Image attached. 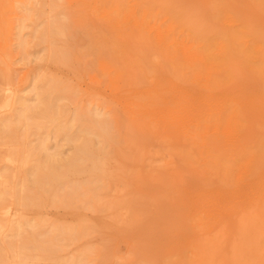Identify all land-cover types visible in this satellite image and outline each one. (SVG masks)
<instances>
[{"label":"rangeland","instance_id":"rangeland-1","mask_svg":"<svg viewBox=\"0 0 264 264\" xmlns=\"http://www.w3.org/2000/svg\"><path fill=\"white\" fill-rule=\"evenodd\" d=\"M87 1L90 5L89 7H87ZM136 1L138 0H135L134 3H137ZM233 1L234 0L230 1L231 3H229V1L224 0L223 2H226L228 5L230 4L229 6L232 4L233 7H231L234 8V11L237 9L242 11L243 9H246L247 5L244 3V1H241L243 5L241 4L240 0H238V2L237 0L234 2ZM91 2L92 0H0V127L1 124L15 120L14 123L8 126L6 131L3 132L0 129V264H72L74 262L77 264H258V262H260V264H264V249H256L254 248V244L250 247L249 244L251 245L253 243L251 239H248L250 242H246L244 244L245 238H248V236L250 237L251 235V222H248L249 220L245 222L241 221L245 223V226H243V223L239 222L240 218L242 220L244 218L245 220V216L242 217L240 213L244 212L245 214L247 209L252 211L248 210V214H245L247 216L246 218H251L252 214H250L249 217L248 215L249 213L253 212V217H255V219L257 218L256 222L258 224H260V220H263L261 215L263 214L262 216H264V208H262L263 210L261 208L259 210L260 206H254V204L251 206V204H248L247 202V187H245V181L248 177L244 178V180H246H242L243 182L237 180L239 177H245L246 173L244 171H236L239 173H236V177H233L235 173L229 174V176H225L221 173L219 175L203 174L205 177L208 176V178H206L208 181H204L205 177L204 179L202 178L203 180L201 179V176L203 177L201 174V168L203 165L198 163L200 161L199 159V161L197 160L198 162H195V164L197 163L196 165H190L195 166L194 169L198 165H201V168L197 167V170L200 172L196 170L195 172L190 168L192 173H188L187 171L190 170L187 169L188 165L186 166V163H184V161L181 159L180 151L182 149V151L188 152L191 150V148L188 147L189 144L185 147H182L181 142L183 141V138L180 139L179 144H181V146L177 143V139L179 138L176 137H182L181 135H176L177 132L182 134V130L180 129L179 130L181 132L178 129L176 130V128L173 130L169 128L170 131L169 129H166L168 131H165V129H158L157 132H155L156 128L143 131L145 133L148 131V133L154 132L156 134L160 133V131L167 132L169 133L170 137H172L171 135H174V137L167 140L170 141L171 139L173 140V138H175V143H177L180 147L174 146L173 148V146L171 147L169 145L168 150V145L166 144L167 140H163L159 135H151L153 140L150 141L149 139L151 137H149V139H147L148 145H145L147 144L146 141H143V143L146 142L143 144L144 147L141 145L143 147V149L141 147L140 150L142 153L144 152V149L146 150L149 146L150 150L147 149V156L143 157L142 160L136 164L140 171L138 174H131V162L127 163L122 159L121 163L124 167L126 166L124 169L126 170L127 166H129L127 168L129 172L126 171L125 175L110 174V178L108 177L109 174H101L100 176V178L102 177L105 179L106 186H104V188L106 189H103V186H101L97 192L101 193L102 195L104 194V200L107 201V199H111V204L115 200L112 198H120L119 201L121 202V199L123 200L124 197L128 199V193H138L136 194L137 197L140 195H147L148 197H146L148 199H150L149 196L152 198L154 197V199L156 198L157 200H153L157 203V205H152V200L150 202L148 201L149 204L147 203V205L140 204L143 205V207L138 206L136 203L142 200L144 201V199H140L139 201L135 200V202H133L132 194L130 195L131 203L128 204V206H131L132 209H130L129 212L128 210H125L127 206L124 207L125 209L121 208L123 205L120 206V203L117 202L116 203L119 206L117 207L116 203L114 202V205L116 206L115 208H111L113 204L111 207L109 206L110 208H104V206L100 207L101 203L104 204V200L102 199L101 201L103 202H101L100 199L96 198L98 196L99 198H102V195L99 193H96L94 197L99 202H101L98 207V203H96L95 206V204H80L77 202L66 206L59 200L56 202L51 201L54 199L51 197H53L55 193L57 194L56 198L58 199H62L63 196L66 197L68 192L67 186L73 183L79 184L80 182H84L88 178V174H67L63 179L66 177L67 178L65 180L61 179V184L56 185V188L54 187L48 193L43 192L45 189H47V185L45 184L46 179H43L42 177L41 180V174L37 173L40 169L38 165L42 167V165L45 164V161H47L46 158L49 154L57 153V156L54 158L56 159V163H48H54V167L56 169H62V164L69 156H71L74 145L81 142L84 136V134H79L76 127L74 126L69 132L71 133V136L75 138V140L69 141L64 139L62 130L64 127H68L70 124H73V121L71 122V120L74 119V117H76V115L80 112L85 113L87 117L90 116L94 120L101 119L108 123L109 132L107 139H105V143L112 152H114L115 149H120L124 145L122 140L124 134L119 128L118 116L113 111L118 110L120 112L118 114H121L120 110L122 108L119 106L120 104H117L114 101L116 95L113 93V88L110 87V81L112 78H114L112 76L115 74V71L112 70L115 68L109 67L105 69L103 64H101L103 65L101 68V65L97 64L99 60L97 61L95 58L94 61V56L88 55L86 48H88L89 44L88 37L85 34L86 31L88 32V30H91L93 33H98L102 29L106 30V27L108 28V25L105 26V28L103 27L105 24V18H111L109 17L110 15H107V7L106 9L104 8L109 2H113L114 4V6L112 5L114 7L112 11L111 8L113 7L110 6L111 4H108L109 9L107 10H110L109 14L115 11L111 14L112 16L113 14L115 15L116 11H118L117 16L120 15L119 19L122 15H125L123 14L124 11V13H128V11L126 12L127 8H129L128 10L133 11L131 8H135L136 4L134 5V3H126L125 6L124 1L121 0L120 2H123L122 6L121 3L118 5V0H102V2H100V0H95L92 3L97 4H94V8H91ZM98 2L100 5H98ZM194 2L195 4L197 3L196 6L199 7L203 0L201 2L194 0ZM144 3L142 4L145 5L147 9L150 8ZM237 4L241 5H238L241 9L237 7ZM205 5V3H202L200 6L204 8ZM139 7L140 5L137 8L139 9V13H141L142 10L140 11L141 7ZM146 7L144 10H146ZM102 8L104 9L102 10ZM205 9L206 7L204 10ZM120 10L121 12L118 14ZM136 10L134 11L137 14L138 10ZM228 10L230 11L231 8ZM99 11H101V14L98 13ZM134 11L131 13L134 14ZM161 12L159 13V15L161 14V17L158 16L160 19H158V17L154 14L157 17V21L154 17V19H152V23L151 19H148V22L146 21V23H150L152 27H150V24L149 27H154V30H157L159 27L157 23L161 25L160 31L170 30V28L174 27V25L169 21L168 24H170V26H166L167 24L163 20V22H161V18L166 20L163 17L165 12L163 16V12ZM101 15L102 17L105 16V18H102ZM248 15L249 13L245 12L244 17ZM117 16L113 17V19L111 18L112 21L107 19L111 23L112 28H120L121 26L120 23H117ZM137 16L138 15H136L135 18L130 17V20L132 18L136 20L138 18ZM169 16L170 15H168L167 18ZM222 18L223 19H221L219 22L215 21L217 25L214 26H219L220 29L221 26L231 27L230 24L236 28L238 27L236 22L230 23L228 20H226L227 16H222ZM107 20L106 23H109ZM158 20L160 22H158ZM207 20L209 21L210 18ZM131 21L128 22V26L126 25L128 29H132L137 25L136 21L133 24V21ZM224 21L226 23L229 22V25L225 24ZM119 22H121V19ZM54 26L55 30L53 31ZM21 27L22 30H20ZM111 27L110 29H112ZM146 28L150 30L148 26ZM177 29L179 32L183 30L181 28ZM15 30L18 32H15ZM17 33H19V36ZM179 34L177 38L172 41L173 44L183 42L182 37H184V34L183 36H181V34L179 36ZM185 38L184 42L190 44L189 41H185ZM21 40H23V44L21 43ZM185 43L182 44L186 46ZM93 61L96 62V64ZM155 62L156 61H154V63ZM160 64L158 65L160 66ZM108 69H111V71L114 73L113 75L111 74L112 78L109 75L110 72L107 73L106 71ZM245 74L246 73H243V78L245 77ZM107 76H109V78H107ZM243 78H241L242 80H239L243 83L238 82L237 86L234 88L237 94L243 93L241 91L245 92L246 90L248 92L250 90V88H248L249 85H246V83H248L246 81L250 80V78L245 77V79L248 78L246 81H244L245 79ZM142 80H139L140 84L145 83L144 85H146L148 88L154 87L157 81L156 78H151L149 83L145 82L146 79H144V82ZM106 81H109V85ZM150 82H153L154 85L152 86ZM121 87L123 88V86ZM171 87H175L176 89H172ZM171 87H169L166 91L171 92L172 90H177L175 91L176 94L180 91V89H178L180 87L175 85H171ZM44 88L50 89L48 103L50 105V115L52 117L51 120L44 116V113L42 112V106L38 104L39 99L35 96L36 91ZM195 90L201 91L200 88H196ZM8 92H13L15 99L10 101L9 106H6V103L9 101L4 100ZM257 93L258 90L255 94ZM258 94V97L257 95L255 97V105L252 104L255 109H253L252 106L251 108L247 109L243 115L245 118H247L245 121L246 124H248V122L251 121L249 119L252 118V122L248 124L250 127L246 125V128H242L243 130L240 129L242 130L241 134L238 132L239 129H235L236 131L238 130L237 132L234 130V132L237 133V136L232 132L218 133L220 134V139L217 138L220 143H218V145L222 144V146H225L224 148L226 149V151H222L224 148L221 147V155L223 153V155L225 154V158L230 159H234L235 157L239 156L237 157V161L233 163L234 165H239L238 160L243 159L245 155V157L250 156V154L254 151H259L261 148H263V145H261L260 142H258L259 145H256L255 148L254 145L257 142H254L255 138H253V135H257L255 141H259V137H261L262 141V135L264 136V129H262L264 126V118H261L264 117V101L259 98L260 92ZM169 95L174 96L175 93H168L166 96ZM18 97H21L26 101L22 105L23 107H20L21 113L25 111L24 117L21 116L17 120L11 116L16 113V111L13 112V107L14 102ZM15 107H17V105ZM250 110L252 111L251 113ZM97 113L98 115L100 114L99 117H96ZM247 115L249 116L247 117ZM253 117H255L254 120ZM260 119L262 120L260 121ZM255 122L260 125H257V128L260 127L259 129H262L263 131L251 127L256 125ZM207 127H209V129H207L210 133L207 142L210 141V143L214 142L217 144L218 140L211 138V136L214 134L213 130L210 128V125ZM247 128H249L248 132L250 131L249 134L251 133V137H249V134L247 133ZM252 128L254 131L256 130L255 133L258 132L259 134L255 135ZM174 130L176 131L174 132ZM170 132H174L175 134ZM226 134H230L232 136H225ZM247 134L248 138H246ZM238 135H240V138H238ZM244 137V141H246V139L250 140L251 138V140L253 139L254 143L252 144L251 140L248 143H244V141H242V144L239 145L240 140H243ZM91 138L94 143L103 141V138L97 134H92ZM234 138L236 140H234ZM41 140L46 142L45 145L47 150L45 151L39 147ZM212 140L214 141L212 142ZM215 140H217V142H215ZM159 142H161L163 147L160 146L161 144L159 145ZM231 142L232 145L234 144V146L231 145ZM182 143L186 144L185 141ZM210 145L211 144L208 143V149L210 152L218 154V146L212 145L214 147L213 148ZM228 146L231 150L234 148L233 151L230 150L231 153L227 152V150L229 151ZM215 148L217 149V153ZM248 148H252V150L255 148V150L252 151ZM149 151H151V153ZM235 152L238 153L237 156ZM202 161L200 162L203 164ZM229 164L230 163L225 164V167H231ZM262 164H257L258 166L261 165V170L263 169L262 172L260 171V168L257 169L259 174H257L258 176L256 175L255 177H258V179L260 176H262L261 178L264 179V166H262ZM167 168L171 170L169 171ZM155 169L160 172H165L163 173L164 175L154 174L156 177H163L162 180L160 177H158L159 179L157 178L160 182L156 179V177V181H154L153 179H149V174H144L145 172ZM172 172L175 173L173 174ZM193 173L195 174L193 175ZM240 173L242 174V177ZM175 174L177 175L176 177ZM118 175L123 179L119 178ZM151 175L154 176L153 174H150V177ZM183 175L184 177H182ZM196 175H198L200 178ZM111 176H115L116 178H111ZM211 176L213 177L211 179L213 182L209 181ZM218 176H220V181L223 179L222 182H224L226 179V182H224L226 185L224 183V186L220 183H218L219 185L217 184V182H220L218 181ZM179 177L181 184L179 181H177L179 180ZM250 177V179L253 180L252 177L254 176L250 175ZM103 179L102 181H104ZM258 179L254 181L258 182ZM163 180H166L167 184H165ZM249 180L246 181L247 186L248 184L252 183V180L251 182H249ZM111 181L116 182L113 184V187H111V183H113ZM121 181L125 185H121L122 188H124L122 190L120 189L121 191H118L116 185H119ZM169 181L171 183H169ZM199 181L202 183V185H200ZM262 181L264 183V180ZM161 182L163 183L161 184ZM209 182H211V184ZM233 182H237L238 184L234 183L233 185ZM259 182L261 183V179ZM98 183L99 185H102L99 181ZM242 183L244 187L242 186ZM240 184L243 189L241 188ZM251 185L253 186V184ZM257 185L259 184L257 183L256 186ZM232 186H235L234 188L236 189L239 187L240 190L238 191V194H240V196L243 198L238 196L241 198L239 199L237 196H235L238 195L237 191L235 194H233L234 188H232ZM252 186H250L248 191L252 189ZM229 187L232 188V193H230L231 188L229 189ZM257 187L260 189L259 186ZM256 189L253 192L251 191L253 195L255 194ZM151 193H153V196L150 195ZM157 193H159V195H157ZM159 197L162 199L159 200ZM182 197L184 199H182ZM215 198L218 200H215ZM171 199L174 200L172 201ZM210 199H214L212 204H210ZM110 201L108 202L110 203ZM195 201L200 202L201 205L198 210L201 209L203 212L201 210L197 211L195 209L197 205L199 206L198 202L195 203ZM262 201H264V196L260 197V203L258 200L256 202L262 205ZM122 202L124 203L125 201L123 200ZM203 202H205V209L202 208ZM235 202H240L236 203L237 205L234 206L236 208L232 207V204ZM194 203L197 205L195 206ZM132 205L136 206L133 207ZM150 205L152 207H150ZM106 206L107 205H105V207ZM215 206L219 208L217 209ZM238 207H241V209H238ZM120 209L123 210V212L120 213ZM215 209L219 211L220 215ZM204 210L206 211L204 212ZM212 211L214 212L211 213ZM124 212L127 214L130 213L131 217L129 218V215L128 217L127 215L125 217L123 214L126 213ZM196 212L197 216L199 215L198 217H195ZM202 215L206 216L204 217ZM238 217L239 219H237ZM222 220L225 221L221 222ZM229 220H231L232 223ZM262 224L261 225L264 227V220L262 221ZM239 226L240 230L246 229L245 231L242 230L240 233L243 236L237 234L239 231ZM72 228H74V232H72ZM81 228L84 230L82 233L78 232V230ZM69 230H71V233ZM244 232L246 233L247 237ZM74 233L77 235L75 236ZM70 235L72 236L70 237ZM263 235L264 232L261 236L262 238H264Z\"/></svg>","mask_w":264,"mask_h":264},{"label":"bare ground","instance_id":"bare-ground-1","mask_svg":"<svg viewBox=\"0 0 264 264\" xmlns=\"http://www.w3.org/2000/svg\"><path fill=\"white\" fill-rule=\"evenodd\" d=\"M94 1L92 0V2H94ZM118 1H119L118 5H120V3L122 5L123 2H120L121 0H118ZM123 1L125 3V6H126V3L132 4V3H134L135 0H133V1L129 0V2H128V0H123ZM144 1H145V3H144ZM196 1L201 2L202 0H196ZM223 1L224 0H203V2H201V4L202 3L206 4L205 5L206 9L204 10L205 7L204 8L201 7L200 6L201 4L199 5V7H197L196 6L197 3L195 4L194 0H138V1H136L137 3H134V5L136 4L137 6L135 5V8H131V9H133V11L136 10V8L139 5L141 7L143 5L142 3L148 5L150 8L147 9V7L145 5H143L141 8L139 7L140 11L142 10L141 13H139V9L137 8V10H138V11L136 10L138 12L137 14L135 11H134V14H132L131 12H133V11L128 10L129 8H127L126 12L128 11V13H124L125 11L124 12L122 11L123 14H125V15L121 14L122 15L120 17L121 22H119V20H120L119 16L120 15L117 16L118 11H116L115 15L113 14L111 16V14L114 13L115 11L112 12L111 14H109L110 10H107V9H109L108 7L110 4H111L110 6H112V5L114 6L113 2H109L108 3L109 5L107 4V6L105 5L104 8L106 9V7H107L106 11H108L107 15H110L109 17H111L112 19H113V17L117 16V18H116V19H118L117 23L118 24L120 23V25L122 27L120 26V28H114V27L112 28L111 23L109 22V21H112L111 18L108 19V18H105V16L102 17V15H101L102 18H105V20H104L105 24H104L103 28H105V26H107V25H108V28L106 27V30L102 29L98 33H93L91 30H88V32L86 31L85 35L88 37V44H89L88 48H86V49H87L88 55L94 56V59H93L94 61H95V58L97 59V61L99 60L97 62L98 65L103 64L105 69L109 68V67L115 68L112 70V71H115V74L111 71L112 68L108 69L106 71H107V73L110 72L109 73L110 77H111V74L112 75L114 74L112 76L114 78H112V77H111L112 79L110 78L111 79V81H110L111 86L110 87L113 88V93H115L114 95H116V97L114 98V101L117 104H120L119 106L122 109L120 110L121 114H118V113H120L118 110H113V111L118 116L119 128L122 130V132L124 134V136L122 137L124 145L120 149H115V151L112 152L108 148L107 144L105 143V141H106L105 139H107L108 132H109L108 123L104 120H101V119L94 120L90 116L87 117L86 114L83 112H80L79 114H77L76 117H74V119L71 120V122L73 121V124H70V126H68V127H64L62 132H63L64 139H67L69 141H74L75 138L73 136H71V133L69 131L75 126L77 131L79 132V134H81V135L84 134L81 142L74 145L71 156H69L65 160V162L62 164L61 170L56 169L54 167V165H55L54 163H56V159H54V158H55V156H57V153H51L47 156V158H46L47 161H45V164L42 165V167L40 165H38V167H40V169L37 173L41 174L40 175L41 180H42V177H43V179H46L45 184L47 185V189H45L43 191L44 193H48L54 187L56 188V185L61 184V182H62L61 179L65 180L67 177L65 179H63V178L67 174H69V175L88 174V178L84 182H80L79 184L73 183V184L67 186L68 187L67 188L68 189L67 190L68 191L67 196L66 197L63 196L62 199L56 198L57 194L55 193V195H54L52 193L54 195L53 197H51V198H54L53 200H51L52 202H56L57 200H59L60 202H62L66 206H69L71 203H77V202L80 204H82V203L92 204V205L95 204V206H96V203H98V205H97V207H98L99 204L101 202H103L101 200L102 199L104 200L105 197H103L104 194L102 195L101 193H99L97 191L100 189L101 186H103V189H106V188H104V186H106L105 179H103L102 177L100 178L101 174H104V175L109 174L108 175L109 178H110V174L125 175L126 171L129 172V170H127V168L129 166H127V168L125 170L124 168L126 166L124 167L123 164L121 163L122 159L125 160L127 163L131 162V165H130L131 174H138L140 171H139V168L136 166V164H138L142 160L143 157L147 156V154H148L147 149L150 150V148H149L150 146H149L146 149L147 151L144 149V152H143L144 154L142 153V151H140L141 147L142 146L144 147V145H143L144 143L147 142V144H145V145L146 146L148 145L147 139H149V137H151L149 140L150 141L153 140L152 139L153 137L151 135H154V136L159 135L163 140L164 139L167 140L169 138L174 137V135H171L172 137H170L169 133L162 132V131H160V133H157V134L154 132L148 133V131H147V133H145L143 131H145L147 129L156 128L155 132H157L158 129H165V131H168L166 129L171 128V130H173L174 128H176V130L177 129L182 130V134L178 133V132L176 134L178 136H180V135L182 136V137H176V138H179V139H177V141H178L177 143L179 144L180 139L183 138L182 142L185 141L186 144L181 142L182 147H185L189 144L188 147L191 148V150L188 152H184V151H182V149L180 151L181 159L184 161V163H186V166L188 165L187 169L190 170V171H187L188 173L191 172V169H193L194 171L195 170L199 171V170H197V167L201 168L200 167L201 165H203L201 168L202 169V171H201L202 175L203 174H205V175L206 174H217V175H219L221 173V174H224L225 176H229V174L235 173V175H233V177H236L237 176L236 173H238L236 171H244L246 173V176L243 178L239 177L237 179L240 182L242 180H244V178H246V177H248L250 179L251 178L250 175L254 176V177H252L253 180L252 179L249 180L248 178H246L247 180L245 179L246 181L249 180V182H251V180H252V183L248 184V186L246 185V181L244 180L245 181V187H247L246 193H247V198H248V201H247L248 204H251V206L253 204H254V206H256V205L260 206L259 210H260V208L261 209L264 208V201L261 202V204L263 203L262 205L259 204L260 203L259 202L260 197L264 196V183L262 181L264 179L261 178L262 176H260L259 179H258V177L257 178L255 177L257 174H259V171H257L258 168H260L261 172L263 170V169L261 170V167H260L261 165L258 166L257 164H262V162H263L262 166H264V136L262 135V137H263L262 141H261V137H259L260 138L259 141H257V140L255 141V139L257 137L256 134H259V133L258 132L255 133L256 130L254 131V129L252 128L255 135H256V136L253 135V138H255L254 142H257L254 145V147L256 145H259L258 142H260L261 145H263V148H261V150H259L260 149V147H259V149H257L259 151H254L253 153H251V152L253 150H255L256 147L253 148V150H252V148H248V149L252 150L250 152L251 153L250 156L245 157L246 156L245 155L243 159H240L243 161L238 160L239 165L233 164L234 162L237 161V159H238L237 157H239V156H237L238 153L235 152L237 157L234 156L235 157L234 159L225 158L224 157L225 154L223 155V153H222L223 156L221 155V153H220L221 147L224 148L225 146H222V144L218 145L219 140L217 139L220 136V134H218L219 132L220 133L221 132H224V133L225 132L226 133L232 132L234 134L235 133L234 130L239 129V131L238 130L237 131L240 132V134H241L242 130L244 128H246V125L250 127V125H248V124H250V122H252V118H250L251 117L250 113L252 111L250 110V113H249V115H250L249 120H251V121H249L248 124H246V122H245L247 120V118H245L243 116L245 111L253 106L252 104H254L255 97L259 92H260L259 98L264 101V0H240V2L244 1V3L247 5L245 10L242 8L244 12L242 10H238V9L236 11H234L233 10L234 8H232L233 7L232 4H231V6H232L231 7V6H229L230 4L228 5L226 2H223ZM227 1H229V3H231L230 1H232V0H227ZM92 2H91V4H92L91 8L93 7L94 4H97V3H92ZM100 2H102V0H100ZM237 2H238V0H237ZM87 4H88L87 7H89L90 5H89L88 1H87ZM193 4H195V5H193ZM241 4H242V2H241ZM98 5H100L99 2H98ZM226 5H228V6H226ZM238 5H240V4H237V7L240 8ZM122 6H120V7H122ZM144 6L146 7V10H144L145 9ZM229 7L231 8L230 11L228 10V9H230ZM237 7H235V8H237ZM104 8H102V10ZM226 8H228V9H226ZM113 9H114V7L111 8V11ZM149 9H150V11H149ZM145 11H149V12H145ZM100 12L101 11H99L98 13L101 14ZM120 12H121V10L119 11L118 14H120ZM160 12L162 13V16L164 15V12H165V15L163 17L167 20L166 21L163 18H161V22L165 21V23L167 24L166 26H168V25L170 26V24H168L170 22L174 25L175 28L171 27L170 30L160 31L161 25L157 22L156 23L159 25V27H158L159 29L157 28V30H154V27L150 28V27H152L150 23H149L150 24V27H149V24H147L146 21L148 19H151V23H152V19H154V17H155V20L157 19L158 16L161 17L160 16L161 14L159 15ZM245 12L249 13V15L246 17H244ZM102 13H103V11H102ZM152 13H153V15L155 14L157 17L155 15L153 16ZM129 15H130V17H134V18L136 17V15H138L137 16L138 18L136 20H134V18H132L131 19L133 21L132 22L130 20ZM166 15L167 16L170 15L169 16L170 18L168 17L170 20L167 18ZM222 16H227L226 20H228L230 23L236 22V25L238 27L236 28L232 24H230L231 27L230 26L224 27V26H221L222 25L221 24L220 25L221 29L219 28V26H217V27L214 26V25H217L215 21L219 22L221 19H223ZM159 17H158V19H160ZM208 17L210 18L209 21L207 20V19H209ZM244 18H247V19H244ZM106 20L109 23H106ZM204 20H206V21H204ZM212 20H214V21H212ZM130 21L132 22V24L135 21L137 23V25L134 24L136 26H134L132 29H128L126 27V25L129 24L128 22H130ZM149 22H150V20H149ZM158 22H160V21L158 20ZM113 23H114V21H113ZM224 23L228 24L225 21H224ZM145 24L148 26V28H150V30H148L146 28L147 26ZM162 24H164V23H162ZM19 25H20V23H19ZM109 26L112 29H110ZM16 28H18V27H16ZM177 28H179V29L181 28L183 30L181 32H179ZM20 30H22V27ZM20 30H19V32L21 33ZM54 30H55V26L53 27V31ZM15 32H18V31L15 30ZM178 32L180 34L185 32V33H183L184 37H182V39H183L182 43L183 44L185 43L184 38L186 36L185 41H189L190 44L185 43L186 46H184L181 42L173 44L172 41H174V39L177 38V36L179 34ZM18 34L19 33H17V35ZM180 34H179V36H180ZM183 34H181V36H183ZM17 39H18V37H17ZM22 42H23V40H21V43ZM18 43H20V42H18ZM188 45H190V46H188ZM15 46H17V45H15ZM154 61H156V62L154 63ZM99 62H100V64H99ZM94 63L96 64V62H94ZM158 64H160V66ZM103 65H101V68L103 67ZM108 65H111V66H108ZM243 73H246L247 75L245 74V77L250 78V80H248V78L245 79V77L243 78ZM107 78H109V76H107ZM151 78H154V79L156 78V80H157L155 85L153 83L154 81L150 82V84L152 86L154 85V87L148 88L146 85H144L145 83L140 84L139 80L143 79L142 81L144 82V79H146L145 82L149 83V80ZM241 78L245 79L244 81L248 80V81H246V82H248V83H246V85L247 86L249 85L248 88H250V90L248 92L245 90V92H247L246 94H244L245 93L244 91H241L243 93L237 94L236 90L234 89L237 86V83L241 82V81H239ZM147 79H148V81H147ZM106 82L109 85V81H106ZM241 83H243V82H241ZM102 85H104V84H102ZM171 85L172 86L175 85L177 87H180V88H178V89H180V91L177 94L175 92L177 90H175V91L172 90L171 92L170 91L167 92L166 90H168V88L171 87ZM121 86H123V88ZM171 88L176 89L175 87H171ZM196 88H200L201 91H196L195 90ZM241 90H243V89H241ZM257 90H258V93L255 94L257 92ZM166 92H167V94H166ZM173 92L175 93L174 96H171V95L166 96V95H168V93L171 94ZM258 95H257V97H258ZM35 96L39 99L38 104H40L42 106V112L44 113V116L46 118H48L49 120H51L52 117L50 115L51 114L50 113V105L48 103V96H50V89L44 88V89L38 90V91H36ZM13 99H15L14 93L8 92V94L5 96V100H4V101H9L8 103H6V106H9L10 101ZM25 101L26 100H24L21 97H18L15 100L13 112L16 111V113L14 115L11 114L12 115V116L10 115L11 117H13L14 119H17V120L21 116L24 117L25 111L23 113H21L20 109L23 107L22 105L24 104ZM16 105H17V107H15ZM263 105H264V103H263ZM259 107H261V106H259ZM253 109H255L254 106H253ZM257 114H258V112H257ZM99 115L97 113L96 117H99ZM249 115H247V117ZM254 118L255 117H253V120H254ZM261 118H264V117H261ZM261 120L262 119H260V121ZM14 121L1 124L0 129L3 132L6 131L8 129V126L10 124L14 123ZM206 124H207V126L210 125V128L213 130L215 135L213 134L214 136L212 135L213 137L211 136V138L217 139L218 142H217V140H215V142H217V144H215L213 142L214 140H212L213 143H210V141L207 142L208 137L210 136L209 135L210 133L208 131L209 127H207ZM257 125H259V124L256 123V125H255L256 127L255 126H251V127L259 129L260 127L257 128ZM240 129H242V130H240ZM248 129L249 128H247V133L249 134L250 131L248 132ZM262 129H264V126ZM262 129H259V130H262ZM176 130H174V132ZM169 131H170V129H169ZM174 132H170V133L175 134ZM92 134L99 135L101 138H103V141H99L97 143H94L92 138H91ZM236 134L237 133H235V135ZM248 134L246 135L247 137L245 136L246 138H248ZM250 134H249V137H251ZM262 134H263V132H262ZM227 135H230V134H226L225 136H227ZM230 136H232V135H230ZM238 136H239L238 138H240V135H238ZM245 137L243 140H240L241 143L239 142V145L242 144V141L245 140ZM154 138H156V137H154ZM221 138H223V137H221ZM227 138H230V137H227ZM174 139L175 138H173V140L171 139L172 142H171V140L170 141L167 140L166 144L168 145L167 146L168 150H169V145L171 147L173 146V148H174V146L175 147L181 146V144H179L180 145L179 146L177 143H175L176 141H174ZM158 140H160V139H158ZM234 140H236V139L234 138ZM250 140H251V138H250ZM250 140L246 139V141H244V143L245 142L248 143ZM143 141H146V142L143 143ZM254 142L252 139L251 143L253 144ZM45 143L46 142L44 140H41L39 143V147L42 148L44 151L47 150ZM208 143L211 144L210 146L214 145V146L219 147V148L217 147V149H219L218 154L210 152V150L208 149ZM160 144H161V142H159V145ZM171 144H173V145H171ZM229 144H230V142H229ZM223 145H224V143H223ZM231 145H232V142H231ZM160 146L163 147L162 144ZM232 146H234V144ZM143 147H142V149H143ZM217 149H216V153H217ZM224 149L222 151H226V149L225 150ZM230 150L231 149L229 147V151L227 150V152L231 153V151H233L234 148H233V150H231V151ZM149 152L151 153V151H149ZM152 152H154V151H152ZM245 152H247V151H245ZM198 159L200 161L203 160L202 161L203 164ZM196 161L201 165H198L194 169L195 166H192L190 164L194 165ZM244 161H245V163H244ZM48 162H54V163L50 164ZM228 163H230L229 165H231V167L228 166V168H227V167H225V164H228ZM234 166H235V168H234ZM167 169H169V168H167ZM170 170L171 169H169V171ZM254 170H255V172H254ZM244 172H243V174H244ZM163 173H165V172L164 171L160 172V171L155 169V170H150L148 172H145L144 174H149L148 175L149 179L150 180L153 179L154 181H156L155 175L156 174L164 175ZM172 173L174 174L175 172H172ZM241 173H240V175L242 177ZM150 174H153V175L155 174V175L154 176L151 175V177H150ZM181 174H182V172H181ZM194 174L195 173H193V175ZM263 174H264V171H263ZM167 175H168V173H167ZM240 175H238V176H240ZM176 176L177 175L175 174V177ZM196 176H198V175H196ZM112 177L113 176H111V178ZM158 177H160V176H157L156 179ZM164 177H167V176H164ZM182 177H184V175ZM204 177H205L204 175H203V177L201 176V179L202 178L204 179ZM219 177L220 176H218V178ZM263 177H264V175H263ZM113 178H116V177L114 176ZM119 178H122V177L119 176ZM162 178L163 177L161 176L160 179L162 180ZM206 178H208V176L205 177L204 181H208V179L206 180ZM212 178L213 177L211 176L209 181L213 182L211 180ZM98 179H100V180H98ZM102 179L104 181H102ZM178 179L179 180H177V179L176 180L179 181V183H180V177ZM256 179H258L259 181L261 179V183L259 181L258 182L256 181L259 184L257 186H259L260 189H258V187L256 186L257 183L254 181ZM97 180L102 185H99ZM196 180L198 181L197 178H196ZM165 181L166 180H163V182L165 184H167V181L166 182ZM218 181H220V178ZM222 181H223V179H222ZM222 181L217 182V184L220 183L222 185L224 182H226V179L224 182H222ZM253 181L255 182V185H254ZM111 182H113V183H111ZM111 182H110L112 184L111 187H113V184L116 182L115 181H111ZM163 182H161V184ZM211 182H209V183L211 184ZM96 183H98V184H96ZM169 183H171V182L169 181ZM234 183H237V182H233V185H234ZM123 184L124 183H122V181H121V183L119 184L120 186L116 185V187L118 188V191H121L124 188V187L122 188V186H121ZM224 184H223V186H224ZM231 184H232V182H231ZM237 184H235V185H237ZM251 184H253V186ZM200 185H202L201 182H200ZM109 186H110V184H109ZM240 186H241V184H240ZM242 186H243V183H242ZM242 186H241V188H242ZM250 186H252L251 187L252 189L248 191ZM254 186H256V187H254ZM234 187L232 186V188H234ZM114 188H115V186H114ZM230 188L231 187H229V189ZM232 188L230 189V191L232 190ZM229 189H227V190H229ZM235 189L236 188H234V190H233L234 191L233 194H235L236 191L238 194V191L240 190L239 187H237L236 190ZM255 189H256V192L254 195H256V196H254L252 193L253 191H255ZM108 190H110V189H108ZM114 191H115V189H114ZM169 191H172V190H169ZM233 191H231L230 193H232ZM101 192H102V188H101ZM96 193H99L102 195V198L101 197L99 198V196L96 197V198L100 199L101 202H99L96 198H94ZM131 194L133 195V197H132L133 202H135V200L139 201L140 199L141 200L144 199V201L143 200L140 202L136 201L137 202L136 204H138V206H141V207H143V205H140V204H146L147 205L148 201L150 202L154 199V197L152 198L150 196H149V198L151 200L148 199L147 195H146L147 197L145 195H143V196L140 195V196H138L139 197L138 198L136 196V194H138V193H134L135 195L133 193H128L127 196H129V197H128V199H126L124 197V199H123L125 201L124 203L122 202L123 200L121 199V202L123 204L119 201L120 198L118 199L115 197V198H112V199H115L112 203L114 207L113 206L111 207V205H112L111 201H110L111 199H109V200L107 199V201L104 200V204L101 203L102 205L100 204V207L104 206V208H110V207L115 208L116 206L114 204L117 202V203H120L119 204L120 206L123 205L121 208H124L127 206L128 209L127 208L126 209L124 208V209L128 210V212H129V210L132 209L131 206H128V204L131 203L130 202V199H131L130 195ZM152 194L153 193H151L150 195L153 196ZM157 195H159V193H157ZM231 196H233V195H231ZM235 196L238 197V196H240V194L235 195ZM245 196H244V198L246 199ZM229 197H230V195H229ZM237 197H235V198H237ZM255 197L256 198L258 197V198L256 199ZM241 198H243V197H241ZM241 198H239V199H241ZM117 199L119 202L117 201ZM158 199L160 200L162 198L159 197ZM182 199H184V198L182 197ZM154 200H157V199L155 198ZM154 200L152 201L151 204L157 205V203ZM159 200H158V202H159ZM215 200H218V199L215 198ZM232 200H233V198H232ZM257 200L259 203L256 202ZM108 201H110V203ZM145 201H147V202H145ZM199 201H197L199 206L197 204H195V203H197L196 201L194 203L195 206L197 205L195 208L197 211L201 210V209L198 210L200 205H201ZM204 201H205V199H204ZM206 201H208V200H206ZM212 201H214V199L210 201L211 202L210 204H212ZM222 201H223V199H222ZM183 202H184V200H183ZM117 203H116V205H117ZM204 203L205 202H203L202 208L205 209ZM236 203H240V202L233 203L232 207L237 205ZM105 205H107V206L105 207ZM119 205H117V207ZM134 206H136V205H134ZM207 206L210 207L209 205H207ZM150 207H152V206L150 205ZM234 208H236V207H234ZM238 209H241V207L240 208L238 207ZM248 210L252 211L250 209H247L245 214L246 213L248 214V212H249ZM205 211L206 210H204V212ZM216 211H218V210H216ZM121 212H123V210H121L120 213ZM213 212L214 211H212L211 213H213ZM124 213H126V212H124ZM198 213H200V212H198ZM233 213H234V211H233ZM235 213H236V211H235ZM195 214H196L195 215V217H196L197 212ZM208 214H210V213H208ZM218 214H219V211H218ZM243 214H244V212L240 213V215H242V217L245 216V220H244V218L242 220L241 218L239 219V217H238L237 219L240 220V221L239 220L238 221L240 223H243L241 221L245 222L248 220H249L248 222H251V235H250V237L248 236V238H245V242L243 240L244 244L246 242L247 243L250 242V240L248 241V239H251L253 241V243L251 245L249 244L250 247L254 244V248H256V249L257 248L264 249V238L261 237L263 232H264V227L262 226L263 225L262 221L264 220V216H262L263 214L261 213L262 214L261 218H263V220L262 221L260 220V222L257 220L260 224H258L256 222L257 218L255 219V217H253V215H254L253 212L249 213L248 217L250 216V214H252V216H251V218L249 217L248 219L246 218L247 216L245 214L244 215ZM123 215H125V217H126V215H127V217L129 215V218L131 217L130 213H128V214L126 213ZM240 215H238V216H240ZM180 216H182V215H180ZM202 216L205 217L206 215H202ZM232 216H234V215H232ZM223 219H224V217H223ZM250 219H251V221H250ZM174 220H175V218H174ZM200 220H202V219H200ZM191 221H193V220H191ZM223 221H225V220H222L221 222H223ZM229 221H231V220H229ZM231 223H232V221H231ZM247 223H246V225H247ZM237 225H238V222H237ZM243 226H245V223H243ZM82 228L79 229L78 232L82 233V231H84V230H82ZM65 230H67V229H65ZM242 230H244V229L240 230V226H239V231L236 230V231H238L237 234L242 235V234H240ZM69 231L71 233V230H69ZM72 232H74V228H72ZM54 233H56V232H54ZM69 234H68V236H69ZM74 234H75V236L77 235L76 233H74ZM245 235H246V233H245ZM71 236L72 235H70V237ZM246 237H247V235H246ZM241 238H243V237H241ZM246 239H247V241H246ZM262 262H263V259H262ZM72 264H77V263L74 262ZM252 264H255V263H252ZM258 264H260V262H258Z\"/></svg>","mask_w":264,"mask_h":264}]
</instances>
